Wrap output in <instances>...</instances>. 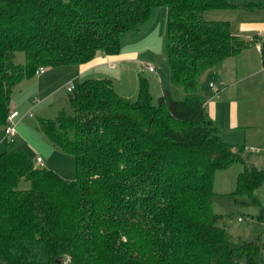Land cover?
Instances as JSON below:
<instances>
[{"label":"trees","instance_id":"trees-1","mask_svg":"<svg viewBox=\"0 0 264 264\" xmlns=\"http://www.w3.org/2000/svg\"><path fill=\"white\" fill-rule=\"evenodd\" d=\"M158 6L171 87L155 103L142 77L133 101L107 78L84 79L68 92L70 113L38 122L73 157L74 179L18 149L0 153V264H264L259 233L234 241L210 209L217 170L241 164L235 193L251 204L260 203L264 170L247 164L251 151L220 138L200 96L202 73L248 45L230 21L203 13L264 2L0 0V129L13 84L38 67L117 54L119 35ZM20 179L27 189L17 188Z\"/></svg>","mask_w":264,"mask_h":264},{"label":"rangeland","instance_id":"rangeland-1","mask_svg":"<svg viewBox=\"0 0 264 264\" xmlns=\"http://www.w3.org/2000/svg\"><path fill=\"white\" fill-rule=\"evenodd\" d=\"M246 1L253 3L264 2V0ZM154 8L156 9H151V15L149 14L147 22L140 24V26H136V31L138 32V34L135 33L136 31H133V36H135V39L141 38L142 31H145L143 30V27L153 22L155 11L157 12L159 10V8L157 7ZM203 17L204 19L231 20L238 22L252 21L263 19L264 9L259 8L258 10H207L203 13ZM153 33H155V31ZM131 34L132 31L129 30L123 32L121 34L122 43H124L125 40L131 38ZM155 37L157 39H155L153 43H151L147 48L144 49L142 46V50L137 52V57L140 60L141 64H136L135 68H128L129 73L125 72L122 75L121 79H119L120 75L118 74L117 68L113 69L114 71L111 70L106 72L109 75L107 76V79H112V83L115 88H118L121 83L127 88H132V98L129 99L131 101L136 99V88L139 77H142L147 81L153 103L156 102V99L159 96L162 88L169 89V87H171L169 81L170 79L168 61L166 56L165 29L162 31L160 29L158 32L156 30ZM147 39L148 37L144 36V39L142 40L148 41ZM132 48L137 47L134 46ZM13 62L16 65L23 66V64L25 63L24 53L22 51L14 52ZM147 65L152 66L154 68L153 73H148V71H146L145 66ZM51 68V66L43 67L45 71ZM109 72H111V74ZM115 72L118 74V76H111L112 73L114 75ZM23 78L22 81L19 80L20 82H16L10 88V95L12 93V98L14 99L20 98L21 100L23 98V96L21 95L24 94V92L19 90H22V86L25 84V81L27 79L29 80L28 77ZM72 85L75 88L77 84L76 82H72ZM51 86L53 87L49 88L48 90H43L41 95L38 96H36L37 94L35 91H31V89L28 90L29 92L26 93V96H24L21 101L22 107L24 109L18 110L19 115L15 120L16 125L18 124L16 131L17 133L14 135L13 139L11 141H5L2 131H0V153L18 149L30 159H34L33 157H35V155H38L42 159V165H40V167L53 170L61 178H64L66 180H72L75 177L73 157L54 147L49 141V139L46 137V135L42 133L38 128V122L41 119H53L56 117L59 111H64L65 113L71 112V108L68 103V92H66L61 80H56ZM49 90L52 91V94H49L47 95V97H45V99H42V95ZM19 92L22 93L18 95L17 93ZM33 96L34 102H30L28 99L32 98ZM222 132L223 131L221 130V133ZM221 139H224V132L222 134ZM231 144H235V146L243 145L241 144V142L237 141ZM260 151L261 150H258V152ZM250 154H253L254 156L248 158L247 164H252L253 162H255L254 160H257L256 163L258 164H255V166L259 167V169L264 170V155L262 156L263 158H259L257 157V154H255V152H252ZM242 168L243 167L241 164L235 163L234 165L229 167L228 171H216L214 173V179L212 184L213 195L210 201V209L213 213L221 215V217H223V219L221 221H218L217 224L219 226L225 227L226 231L229 232L234 241H238L242 238L250 239L252 237H255V235L259 233L261 240L264 243V183L254 192V195L257 197L260 203L251 204L249 202V198L245 193H235V178L237 174L242 170ZM230 181H232L231 184L229 183ZM17 188L27 189L28 182L24 179H20L17 183ZM238 217H240L241 220H238Z\"/></svg>","mask_w":264,"mask_h":264},{"label":"crops","instance_id":"crops-1","mask_svg":"<svg viewBox=\"0 0 264 264\" xmlns=\"http://www.w3.org/2000/svg\"><path fill=\"white\" fill-rule=\"evenodd\" d=\"M157 8L159 10L155 11L153 22L143 27L145 31H142L141 38H134L133 31H136V28L129 30L132 31V37L125 40L124 43L121 41L122 33L119 35V51L117 54H98L86 63L56 66L47 71L43 69L42 73L28 77L29 80L26 78L27 80L22 86V90H19L24 92L21 96L24 98L30 89L36 92V96L41 95L43 90L53 87L51 85L56 80H61L64 87H66L68 82H76L78 84L84 79L108 78L107 76L109 75L106 72L114 71L113 69L115 68H117L120 75L119 79H121L125 72L129 73L128 68H135L136 64H141L137 57V52L142 50V46L143 49L147 48L157 39L155 37L156 30L158 32L160 29L161 31L165 29L166 9L163 6H158ZM228 21L231 22L232 33L242 38L248 45L237 55L223 59L217 67L209 68L202 73L200 96L203 98L208 117L217 127L220 138H222L224 132L223 140L226 143L241 142L246 151L255 152L257 157L260 158L264 155V18L252 21ZM145 22L147 20L140 24ZM140 24L137 26H140ZM154 31L155 33H153ZM135 33L138 34L137 31ZM143 35L148 37V41L142 40L144 39ZM134 46L137 48H132ZM153 72L154 68L152 71H148V73ZM109 73L111 74V72ZM118 74L115 72L111 76H118ZM110 82L113 90L118 95L128 99L132 98V88H127L122 83L118 88H115L112 79H110ZM208 83H212L219 90L217 97L212 96ZM162 90L164 89L162 88L160 93ZM22 92L17 94L19 95ZM49 94H52L51 90L44 93L42 99H45ZM22 99L12 98L11 93L10 108L17 110V112L18 110H23ZM28 100L30 102L33 101L34 96ZM17 125H15V134L17 133ZM221 130L223 131L222 133ZM0 131L2 130L0 129ZM231 145L237 147L235 144ZM258 150L261 151L258 152ZM251 156L254 155L252 154ZM36 157L40 158L38 155L33 158L35 159ZM254 161L252 164L255 166L258 163H256L257 160ZM40 165H42V159ZM228 169L217 171H228ZM231 182L229 183L231 184Z\"/></svg>","mask_w":264,"mask_h":264},{"label":"built area","instance_id":"built-area-1","mask_svg":"<svg viewBox=\"0 0 264 264\" xmlns=\"http://www.w3.org/2000/svg\"><path fill=\"white\" fill-rule=\"evenodd\" d=\"M145 69L148 71H152L153 67L152 66H145ZM43 72V67H38L35 71L34 74H40ZM208 87L211 89L212 92V96L217 97L219 90L212 84V83H208ZM67 92H71L73 89L72 83L68 82L66 84L65 87ZM18 116V112L14 109H10V111L8 112L7 116H6V122L5 125L2 128V133L4 136V140H8L11 141L15 135V125H16V118ZM35 161L37 162V164H41V159L39 157L35 158ZM240 220V218H239ZM264 256V253H263Z\"/></svg>","mask_w":264,"mask_h":264}]
</instances>
